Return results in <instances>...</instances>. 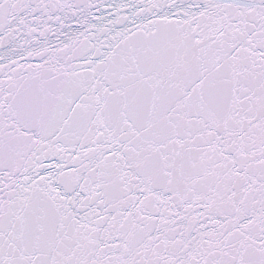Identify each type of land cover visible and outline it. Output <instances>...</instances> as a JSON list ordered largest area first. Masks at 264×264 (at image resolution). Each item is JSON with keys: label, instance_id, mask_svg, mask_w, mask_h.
<instances>
[{"label": "snow or ice", "instance_id": "obj_1", "mask_svg": "<svg viewBox=\"0 0 264 264\" xmlns=\"http://www.w3.org/2000/svg\"><path fill=\"white\" fill-rule=\"evenodd\" d=\"M0 264H264V0H0Z\"/></svg>", "mask_w": 264, "mask_h": 264}, {"label": "water", "instance_id": "obj_2", "mask_svg": "<svg viewBox=\"0 0 264 264\" xmlns=\"http://www.w3.org/2000/svg\"><path fill=\"white\" fill-rule=\"evenodd\" d=\"M94 2H99V0H94ZM93 12L94 13L96 12L95 8L93 9ZM70 27L75 28V27H78V25H76L75 22L73 21V22H70ZM52 38H53V40H55V37H52Z\"/></svg>", "mask_w": 264, "mask_h": 264}]
</instances>
